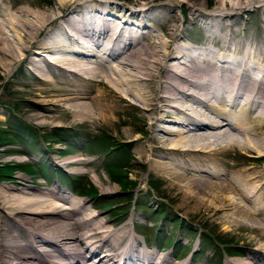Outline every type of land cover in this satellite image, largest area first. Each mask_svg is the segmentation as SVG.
<instances>
[{
  "label": "bare ground",
  "instance_id": "obj_1",
  "mask_svg": "<svg viewBox=\"0 0 264 264\" xmlns=\"http://www.w3.org/2000/svg\"><path fill=\"white\" fill-rule=\"evenodd\" d=\"M142 1L118 10L138 27L161 28L166 40L110 19L107 0H51L37 10L0 0L1 68L18 60L37 82L31 96L42 99L47 90L57 98L30 106L28 119L39 127L59 113L73 123L110 125L122 107L141 106L147 169L165 183L174 207L201 208L236 226L251 222V233L264 239V34L259 42L232 41L238 29L230 28L239 11L264 0H213L208 12L202 0H182L188 21L204 32L198 48L179 36L177 0ZM163 121L182 128L160 127ZM129 134L128 141L143 140ZM229 153L242 160L231 163ZM11 183L0 185V264H169L167 254L141 250L126 227L108 228L86 200L70 201L57 187L41 192L23 174ZM249 243L241 264L254 257L264 264V243Z\"/></svg>",
  "mask_w": 264,
  "mask_h": 264
},
{
  "label": "rangeland",
  "instance_id": "obj_2",
  "mask_svg": "<svg viewBox=\"0 0 264 264\" xmlns=\"http://www.w3.org/2000/svg\"><path fill=\"white\" fill-rule=\"evenodd\" d=\"M3 1L7 7L12 8L25 5L34 10L51 7L48 2L51 0ZM107 1L112 3L107 16L115 22L117 20L131 21L127 14L123 15L125 11L118 10L119 7L125 10L134 9L136 1L144 2L142 0ZM209 1L199 2L200 5L203 3L202 6L204 5L203 8L207 12L216 3L213 0ZM173 4L176 7L174 17L178 22L176 28L179 36L182 35L187 40L185 42H189L192 48L200 47L205 42L203 30L197 27L196 21L194 23L188 21L190 11L186 10L182 0H177ZM197 8L194 6V9ZM144 23L143 26L138 27L131 21L128 22V27L133 31L136 30V33L141 31L152 33L166 40L161 28L154 29L152 26L148 29L147 22ZM230 28L238 29L236 35H231L232 41L236 38L241 39V42L251 38L257 42L262 40L264 3L260 6L253 4L239 11ZM20 66L18 60L8 70H3L0 65V165L6 168L17 167V165L21 168L29 167L31 171L26 173L18 170L17 173H9V178L0 179V185L8 186L12 184L11 181H14L16 176L23 174L28 177V184L30 182L41 192H48L51 188L57 187L61 196L69 198L70 201L86 200L88 212L98 214L99 220L106 222L108 228L116 230L126 227L141 250H151L157 258L159 255L167 254L169 264L177 262L207 264V259L217 264H225L226 261H230L231 264L239 261L236 264H241L245 261V251H249L246 246H249L250 241L256 240V245L264 243V239L258 237L256 232L251 233L254 229V224L252 225L251 222L236 226L232 222L227 224L224 221H215L214 218L209 217L211 213H205L201 208L199 211L191 209L185 213L182 209L174 207L175 204L169 199L170 193L166 190L165 183L160 178L150 175L147 169L146 156L151 158L148 152L151 144L146 139L148 130L144 128L145 118H141V111H143L141 106L131 104V107H135H122L118 116H112L110 125L73 123L69 121V116L65 117L60 113L52 125L39 127L32 123L28 115L34 100L49 103L47 100L57 98L46 97L50 95V91L46 92L47 90L44 94L46 98L39 99L31 96L30 91L36 87L37 82L28 73L22 72ZM46 77L50 78L49 75ZM160 127L178 131L182 128L166 121H163ZM128 132L131 137L132 135L140 136L143 140L138 143L133 140L128 141L124 135ZM47 133L51 135L46 136ZM6 136L11 139L8 142L12 145H3ZM104 150L109 152L105 153ZM138 150L143 153L140 155ZM242 157L236 159L229 153L227 160L234 163L236 160H242ZM70 158L83 159L85 162L81 161V165L77 166H66L64 162ZM62 173L66 175L63 176ZM55 174L59 176V180L56 179ZM125 186L131 192L120 193ZM109 188H112L113 193H108ZM87 192H95L97 198ZM132 192L140 211L131 207ZM78 193L82 196L77 198ZM91 206L93 209L90 208ZM114 215H116L115 218ZM136 223L142 225L139 231L148 236L145 242L140 234H134L137 231ZM253 235L254 238L251 239ZM222 249L224 251L238 250L241 254L238 258L226 256ZM191 252L193 254L189 257ZM253 260V263L250 260L248 262L258 264L255 257Z\"/></svg>",
  "mask_w": 264,
  "mask_h": 264
},
{
  "label": "trees",
  "instance_id": "obj_3",
  "mask_svg": "<svg viewBox=\"0 0 264 264\" xmlns=\"http://www.w3.org/2000/svg\"><path fill=\"white\" fill-rule=\"evenodd\" d=\"M12 114V113H11ZM8 122V121H7ZM4 132V134H6V130H4L3 131ZM46 136H48V135H51L50 133H47V134H45ZM10 138H8V136H6L5 137V140L3 141V140H1V141H3V145H6V144H8V145H12L11 143L9 144V142H10ZM9 141V142H8ZM101 144V143H100ZM112 145V144H111ZM110 145V146H111ZM1 147V146H0ZM116 148V147H115ZM114 148V149H115ZM109 150H111V148H109ZM105 151V153H107V152H109L108 150H104ZM17 167H18V165H17ZM17 167H2V165H0V179L1 180H3V179H7V178H9V176H10V174L11 173H15L16 171H18V170H21V171H23V172H26V173H28V172H30L31 170H30V168L29 167H27V168H21V166L20 167H18V169H16ZM112 169V168H111ZM10 173V174H9ZM124 185H127L126 183H124ZM124 189H122L120 192L121 193H124V192H126V191H128L127 190V188H126V186L125 187H123ZM87 194H90L91 196H93V195H97V194H95V192H87Z\"/></svg>",
  "mask_w": 264,
  "mask_h": 264
}]
</instances>
